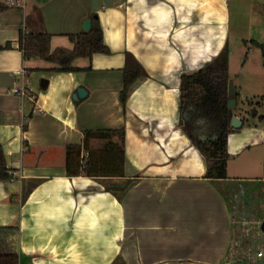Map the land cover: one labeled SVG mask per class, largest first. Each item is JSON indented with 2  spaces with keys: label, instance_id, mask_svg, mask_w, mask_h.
<instances>
[{
  "label": "crops",
  "instance_id": "obj_1",
  "mask_svg": "<svg viewBox=\"0 0 264 264\" xmlns=\"http://www.w3.org/2000/svg\"><path fill=\"white\" fill-rule=\"evenodd\" d=\"M92 14L108 53L77 57L73 70L23 57L22 33L72 49ZM261 25L264 0H0V149L12 174L0 180V254L18 264H228L241 237L226 191L264 181V127L232 107L242 126L227 135V178L206 180L207 161L178 124L180 76L223 50L229 63L232 40L263 46L264 30L252 33ZM126 52L145 73L124 107ZM98 129H124V176H68L66 147Z\"/></svg>",
  "mask_w": 264,
  "mask_h": 264
},
{
  "label": "trees",
  "instance_id": "obj_2",
  "mask_svg": "<svg viewBox=\"0 0 264 264\" xmlns=\"http://www.w3.org/2000/svg\"><path fill=\"white\" fill-rule=\"evenodd\" d=\"M90 20L89 30H82L78 34L69 36L74 43L72 49L59 47L51 50V35L46 32L22 33L20 47L23 57L40 58L57 63L60 65L59 70H73L71 62L77 57L108 53L109 49L103 43L98 17L92 14ZM262 52L264 57V45ZM219 70L227 73L226 50L218 55L216 61L194 72L182 73L179 85L178 124L183 127L191 142L206 159L207 168L204 178L211 182L227 178L226 167L229 158L226 148L227 135L234 131L227 121L229 109L225 94L229 81L227 76L222 78L215 76ZM144 73L141 64L131 53L126 52L122 75L123 87L120 91V100L124 107L130 85ZM261 97L264 100V94ZM83 134L82 144L66 147L65 167L68 176L80 174L103 177L124 176V129L84 130ZM115 136L117 141L114 140ZM91 139H99L103 144L97 149H91L89 145ZM83 150L88 152L85 158L81 155ZM11 175V170L7 168L4 154L0 149V180H8ZM125 190L121 188V192L124 193ZM245 245V241L242 240L235 247L239 259H242L247 252ZM18 262L16 254H0V264H18ZM251 263L250 259L248 264Z\"/></svg>",
  "mask_w": 264,
  "mask_h": 264
},
{
  "label": "rangeland",
  "instance_id": "obj_3",
  "mask_svg": "<svg viewBox=\"0 0 264 264\" xmlns=\"http://www.w3.org/2000/svg\"><path fill=\"white\" fill-rule=\"evenodd\" d=\"M243 11H241L243 15H246H244L245 18H243V15L240 16V20L246 24L242 26L239 33L245 36L247 21L250 19L248 12L244 13ZM233 17L236 16L233 15ZM254 19V17L251 18V22L254 25L256 23V26L260 25L258 19ZM233 29L237 28L233 26ZM263 30L264 27L261 25V27H254L252 33L259 36ZM258 41L257 43L249 42L247 48L244 47L241 41V47L236 49L235 41L232 40L229 48L231 54L228 60L229 63L227 62V70L228 81L236 86L239 94L235 99L236 106H232L234 112L242 103L246 106L247 121L264 127V100L261 96H258L264 94V57L262 46ZM240 99L244 102H241ZM240 110L243 111L241 108ZM256 111H258L257 114ZM226 192H228L230 205L232 209L234 208L233 217L237 227L236 230L241 237L236 244L244 240L245 249L247 250L242 259H239L240 257L238 258L236 253H232L230 257L232 260L228 264H248L250 259L252 260L251 264H263L264 258L258 257L257 252L259 250L264 251V233L261 230L262 217H264V181L235 184ZM260 213L262 214L261 217Z\"/></svg>",
  "mask_w": 264,
  "mask_h": 264
},
{
  "label": "water",
  "instance_id": "obj_4",
  "mask_svg": "<svg viewBox=\"0 0 264 264\" xmlns=\"http://www.w3.org/2000/svg\"><path fill=\"white\" fill-rule=\"evenodd\" d=\"M91 26V20L85 19L82 23L83 30H89ZM216 77L222 78L226 77L227 73H222L220 70L215 74ZM225 96L228 98L227 107L229 109L228 115H227V121L232 129H239L242 126L241 119L236 116L232 115L231 108L234 105V99L236 96V87L232 83L227 84L226 94ZM261 229L264 231V220L261 223Z\"/></svg>",
  "mask_w": 264,
  "mask_h": 264
},
{
  "label": "built area",
  "instance_id": "obj_5",
  "mask_svg": "<svg viewBox=\"0 0 264 264\" xmlns=\"http://www.w3.org/2000/svg\"><path fill=\"white\" fill-rule=\"evenodd\" d=\"M24 1L25 0H13V3L16 6H23ZM14 74L18 75V76H24V71L23 70H15ZM11 92L18 94L21 97H24L26 95V91L23 87H14L11 89ZM87 155H88V152L86 151L82 156L85 158V157H87ZM257 256L264 258V251L259 250V252H257Z\"/></svg>",
  "mask_w": 264,
  "mask_h": 264
}]
</instances>
